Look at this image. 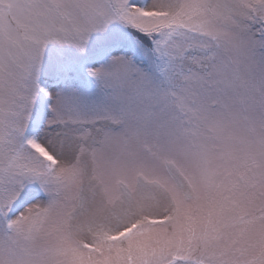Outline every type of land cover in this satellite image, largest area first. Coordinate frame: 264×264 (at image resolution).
Returning a JSON list of instances; mask_svg holds the SVG:
<instances>
[{
  "label": "snow or ice",
  "instance_id": "6c2138e0",
  "mask_svg": "<svg viewBox=\"0 0 264 264\" xmlns=\"http://www.w3.org/2000/svg\"><path fill=\"white\" fill-rule=\"evenodd\" d=\"M0 264H264V0H0Z\"/></svg>",
  "mask_w": 264,
  "mask_h": 264
}]
</instances>
